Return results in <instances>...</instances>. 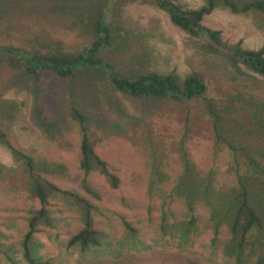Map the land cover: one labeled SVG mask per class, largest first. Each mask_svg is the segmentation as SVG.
Listing matches in <instances>:
<instances>
[{"label":"rangeland","instance_id":"374dc122","mask_svg":"<svg viewBox=\"0 0 264 264\" xmlns=\"http://www.w3.org/2000/svg\"><path fill=\"white\" fill-rule=\"evenodd\" d=\"M100 1L0 0V47L77 52L89 41L82 22ZM178 4L196 9L203 0ZM114 18V43L103 56L116 71L131 77L151 71L182 78L196 73L209 92L206 100L187 103L133 99L97 74H80L72 81L50 73L29 76L2 58L0 130L17 150L35 159L44 179L86 201L94 229L105 235L102 246L87 252L69 247L71 237L84 228L87 206L54 194L48 205L51 225L40 226L35 235L37 255L49 264H236L225 254L226 230L216 236L207 207L196 206V225L186 234L178 225L186 224L190 214L182 201L169 196L186 162L200 177L213 172L217 190L236 187L232 152L217 143L207 100L239 97V120L247 133L253 128L246 121L252 110L243 103L253 95L264 100V78L210 53L203 40L182 32L151 4L122 2ZM204 25L221 32L229 45L264 47V16L219 9ZM73 107L84 117L96 153L118 178L117 188L98 170L88 177V189L83 185L81 130ZM245 144L264 156L262 140ZM39 209L26 167L0 141V264H25L22 242Z\"/></svg>","mask_w":264,"mask_h":264},{"label":"trees","instance_id":"16d2710c","mask_svg":"<svg viewBox=\"0 0 264 264\" xmlns=\"http://www.w3.org/2000/svg\"><path fill=\"white\" fill-rule=\"evenodd\" d=\"M178 1L101 0L89 14L87 21L82 22L89 41L79 51L70 53L58 49L41 52L0 47V60L6 57L14 69L22 70L29 76L50 73L62 80L72 81L80 74H97L103 76L111 88L133 99H168L177 103L206 100L208 85L199 74L193 73L182 78L175 73L151 71L131 77L116 71L114 65L105 59L103 53L114 43L117 31L115 9L122 2H137L151 4L166 13L175 27L190 37L203 40L210 53L221 55L232 66H244L253 74L264 78V47L246 50L240 44L229 45L223 42L221 32L204 25L205 19L219 9L238 15L264 16V0H203V4L196 9L183 8ZM240 104L242 102L239 97L227 96L225 102L212 99L207 100L206 105L217 143L226 145L232 152L236 187L229 191H219L215 188L213 172L200 177L186 162L169 199L182 201L190 214V220L186 224L178 225L184 227L186 234H190L196 225V206L203 204L207 207L209 223L216 236L223 229L227 232L225 254L228 257L236 264H249L253 259L256 264H264V156L245 144L247 140L264 142V100L257 101L253 95L243 103L250 105L252 110L246 121L253 128L247 133L243 131L244 127L239 120L238 114L242 111ZM72 113L81 130L80 168L84 173L83 185L88 189V177L94 170H98L113 188H117L118 178L96 153L84 117L75 107L72 108ZM40 119L44 127L47 126L46 120ZM0 141L13 156L23 162L32 194L40 203V209L29 219L28 231L22 242L24 263L49 264L37 255L35 235L40 226L51 225L48 205L54 194L74 197L87 206L84 228L71 237L69 247L77 246L82 252H87L91 248L102 246L105 235L94 229L87 202L44 179L38 172L40 167L35 159L17 150L1 130ZM166 215L167 212H164V231L168 227ZM126 227L130 234H136V230L129 224Z\"/></svg>","mask_w":264,"mask_h":264}]
</instances>
